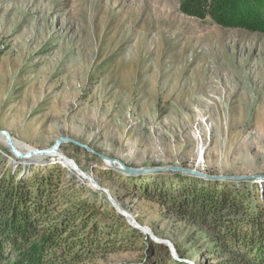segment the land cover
I'll return each instance as SVG.
<instances>
[{"label": "rangeland", "instance_id": "374dc122", "mask_svg": "<svg viewBox=\"0 0 264 264\" xmlns=\"http://www.w3.org/2000/svg\"><path fill=\"white\" fill-rule=\"evenodd\" d=\"M0 129L24 152L70 136L135 167L264 175V34L188 16L179 0H0ZM60 152L147 228L142 238L121 229L76 264L231 258L213 230L147 197L137 187L141 177L72 143ZM53 165L75 177L83 197L111 207L103 190L59 156L21 159L0 136V176ZM246 180L264 186V179ZM156 244L169 249L166 263Z\"/></svg>", "mask_w": 264, "mask_h": 264}, {"label": "trees", "instance_id": "16d2710c", "mask_svg": "<svg viewBox=\"0 0 264 264\" xmlns=\"http://www.w3.org/2000/svg\"><path fill=\"white\" fill-rule=\"evenodd\" d=\"M179 4L188 16L264 34V0H179ZM129 177L144 179L137 187L147 197H158L217 234L231 258L214 264H264V186L180 172ZM74 179L58 165L33 167L25 176L19 170L0 176V264H76L95 253L103 241L113 242V235L123 228L144 237L139 228L126 224L119 211L103 210L116 212L113 204L83 197L85 190ZM159 249L167 255L160 256L166 263L169 249L156 244L154 250ZM171 264L187 263L180 258Z\"/></svg>", "mask_w": 264, "mask_h": 264}, {"label": "water", "instance_id": "95a60500", "mask_svg": "<svg viewBox=\"0 0 264 264\" xmlns=\"http://www.w3.org/2000/svg\"><path fill=\"white\" fill-rule=\"evenodd\" d=\"M0 136H3L5 138L6 144L8 145L10 151L15 154L17 157L21 159H30L34 156H59L60 158H63V160H67L65 156H63L60 152L61 145L64 143H72L77 146H80L82 148H85L89 152L99 156L103 159V161L108 164L110 167L114 168L116 171H119L127 176L137 177L144 174H153V173H160V172H180L183 174H189L197 177L207 178V179H214L217 181L220 180H234V181H240V180H246V179H264L263 174H257V175H215V174H209L206 172H203L201 170H198L197 168H190L180 165H168L165 167L161 166H154V167H135L132 165H129L125 162H123L120 159L113 158L110 156H107L105 154H102L98 152L97 150L93 149L89 144L83 143L75 138H72L70 136H61L57 138L55 143L49 147L44 149H31L26 152L22 151L20 147L16 144L13 136L11 133L6 129H0ZM69 162V161H68ZM67 164V163H66ZM71 164V162H70ZM71 171H77L80 173L81 176L84 178L90 179L91 182L94 184L95 187L99 188L100 190H103L109 200L112 202V204L126 217H129L132 225L139 229L147 230L146 227H141L135 217L128 214L127 212L123 211L116 200L113 198L110 190L106 187L101 186L95 179L88 176L86 173L82 172L77 166L70 165Z\"/></svg>", "mask_w": 264, "mask_h": 264}, {"label": "bare ground", "instance_id": "6f19581e", "mask_svg": "<svg viewBox=\"0 0 264 264\" xmlns=\"http://www.w3.org/2000/svg\"><path fill=\"white\" fill-rule=\"evenodd\" d=\"M195 36H200L198 33H196L193 37V42H194V44L195 45H198L199 43H198V41L195 39L196 37ZM199 38V37H198ZM195 41H197V42H195ZM202 43V42H201ZM202 45V44H201ZM206 49V48H205ZM210 49V48H209ZM206 50H208V49H206ZM61 154L63 155V156H65L66 157V159L67 160H64L66 163H67V165H69V167H71L70 165H75V166H77L78 168H79V166H78V164L73 160V159H71V158H69L68 156H66V155H64L62 152H61ZM61 159H63V158H61ZM69 161V162H68ZM70 162H71V164H70ZM80 169V168H79ZM82 172H84L82 169H80ZM85 173V172H84ZM94 185V184H93ZM95 187V186H94ZM97 188V187H96ZM97 189H99V188H97ZM136 219V218H135Z\"/></svg>", "mask_w": 264, "mask_h": 264}]
</instances>
